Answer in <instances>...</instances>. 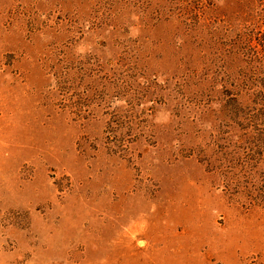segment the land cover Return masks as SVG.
<instances>
[{
  "label": "rangeland",
  "instance_id": "374dc122",
  "mask_svg": "<svg viewBox=\"0 0 264 264\" xmlns=\"http://www.w3.org/2000/svg\"><path fill=\"white\" fill-rule=\"evenodd\" d=\"M187 2L0 0V264H264V91Z\"/></svg>",
  "mask_w": 264,
  "mask_h": 264
},
{
  "label": "trees",
  "instance_id": "16d2710c",
  "mask_svg": "<svg viewBox=\"0 0 264 264\" xmlns=\"http://www.w3.org/2000/svg\"><path fill=\"white\" fill-rule=\"evenodd\" d=\"M191 1L199 3V0ZM223 1L225 11L234 16L224 20L223 26L213 25V49L218 56V67L227 77H233L230 85L236 93H245L253 85L264 91V0ZM223 7L213 0V15L221 14ZM183 8L188 11L193 3L188 4L186 0ZM195 23L199 25L197 19Z\"/></svg>",
  "mask_w": 264,
  "mask_h": 264
}]
</instances>
